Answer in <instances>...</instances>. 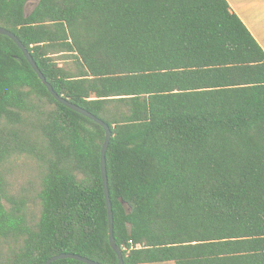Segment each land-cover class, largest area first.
Masks as SVG:
<instances>
[{"label": "trees", "instance_id": "trees-1", "mask_svg": "<svg viewBox=\"0 0 264 264\" xmlns=\"http://www.w3.org/2000/svg\"><path fill=\"white\" fill-rule=\"evenodd\" d=\"M30 1L0 26L111 127L124 264H264V49L228 0ZM104 140L0 34V264H118Z\"/></svg>", "mask_w": 264, "mask_h": 264}, {"label": "water", "instance_id": "water-1", "mask_svg": "<svg viewBox=\"0 0 264 264\" xmlns=\"http://www.w3.org/2000/svg\"><path fill=\"white\" fill-rule=\"evenodd\" d=\"M0 34L6 35L13 39L17 45L22 49L26 59L28 62L31 64L33 69L36 71L38 74L39 78L43 82V84L47 87L49 92L53 95V97L59 101L60 103L66 105L67 107L77 111L78 113H81L82 115L88 117L89 119L95 121L96 123L100 124L101 126L104 127L105 129V140L102 146V151H101V172H102V178H103V185H104V191H105V196H106V202H107V208H108V221H109V240L112 248L116 251L119 257L118 264H124V258H123V252L121 247L117 244L115 235H114V210H113V204L111 200V195H110V188H109V178H108V173H107V164H106V153L107 149L110 144V140L112 138V130L111 127L101 118L96 116L95 114L91 113L87 109L71 102L69 99L64 98L58 92L54 89L53 85L47 80L46 76L40 69L38 63L34 59L33 55L31 52L27 49V47L22 43V41L19 39L17 34L13 32L10 29H7L5 27L0 26ZM66 258H71L75 259L78 261H81L86 264H103L101 262L95 261L93 259H90L88 257L79 255L77 253H71V252H65V253H60L58 255L50 257L44 264H52L57 260L60 259H66Z\"/></svg>", "mask_w": 264, "mask_h": 264}, {"label": "crops", "instance_id": "crops-1", "mask_svg": "<svg viewBox=\"0 0 264 264\" xmlns=\"http://www.w3.org/2000/svg\"><path fill=\"white\" fill-rule=\"evenodd\" d=\"M228 2L264 49V0H228Z\"/></svg>", "mask_w": 264, "mask_h": 264}, {"label": "rangeland", "instance_id": "rangeland-1", "mask_svg": "<svg viewBox=\"0 0 264 264\" xmlns=\"http://www.w3.org/2000/svg\"><path fill=\"white\" fill-rule=\"evenodd\" d=\"M38 3V0H32L28 3L27 5V10L31 11L33 10V8L36 6V4ZM160 264H174V263H160Z\"/></svg>", "mask_w": 264, "mask_h": 264}]
</instances>
